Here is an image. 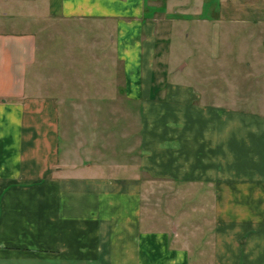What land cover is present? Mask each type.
<instances>
[{
    "label": "crops",
    "instance_id": "1",
    "mask_svg": "<svg viewBox=\"0 0 264 264\" xmlns=\"http://www.w3.org/2000/svg\"><path fill=\"white\" fill-rule=\"evenodd\" d=\"M150 1L0 0V264H189V251L195 264H264V109L235 105L249 97L233 70L264 98V0L215 6L227 104L169 80L173 17L152 18ZM56 26L110 60L85 88L103 94L58 98L37 45ZM204 194L210 243L188 237L202 233L192 203Z\"/></svg>",
    "mask_w": 264,
    "mask_h": 264
},
{
    "label": "rangeland",
    "instance_id": "2",
    "mask_svg": "<svg viewBox=\"0 0 264 264\" xmlns=\"http://www.w3.org/2000/svg\"><path fill=\"white\" fill-rule=\"evenodd\" d=\"M219 1L220 0H151V5H153L156 9L148 12L147 14H150L152 18L157 20L166 19L167 16L173 17L172 20H168L165 25L168 34L166 35L168 37V49L166 55L168 58V66L169 68L175 70L174 74L169 77V80L191 85L193 88L197 89L196 91L205 89L207 94H212L215 97L213 103L217 100V103L227 104L232 102L227 99V95L225 97V94H228L229 91L224 89H228V82L230 81L231 76L220 73L222 69H219L215 56L217 52L221 53L224 46L227 45L225 43L222 47V44L220 46V43H217V38H221L222 36V27L220 26L218 28L217 22L215 21V6ZM223 4H226L225 0H221L220 7H223ZM166 8L169 9L165 10ZM221 15H223V12H221ZM43 25H45V23H43ZM53 28L55 30H60L59 33H53L55 35H59L58 39L52 40L47 38L48 40L45 39L47 42L51 40V42L47 43L42 39L43 35L37 32V45L41 53H44L42 48L44 50L46 49L44 53L47 56L46 63L54 66L57 69V72L63 73H59L58 76V73L56 72L55 75L56 80H58V78L60 79L59 83H57L60 90L56 92L58 98L66 99L76 97L80 99L84 97H97L100 93L103 94L104 91L88 90L85 88L92 87L91 84L94 81H105V75L103 72L104 68L107 66L110 71V60L105 57L104 54H100L96 49L92 48V39L86 36L88 33H85V36L75 34L74 38L77 39H75L74 43L69 44L67 42L68 35L63 32L61 27H47L46 29L48 30V34L52 33ZM91 53L95 55V58L91 56ZM58 59L60 61H58ZM181 64L184 65L178 69V66ZM233 66L236 68L233 70L238 72L236 78L241 88L234 93L242 97H249L247 102H244L242 99L235 100V105H239L237 107L241 109H264L261 108V105L264 103V98L260 95L261 92L258 90L249 91L247 88L248 78L246 79L242 74L244 66L235 64ZM67 68H69L72 72L77 69L75 78L73 75L66 74L69 73V71L67 72ZM31 71H33V68L30 72ZM83 71L86 73L90 71V73L85 74ZM100 71L101 73H98ZM107 79L109 83H111L112 75L109 74ZM113 87H115V85H109V90L105 92L107 94L106 97L109 99L116 98V90ZM215 89H218V91H215ZM206 98H209V96L207 95ZM118 99H121V97ZM203 101L209 102L211 100L208 101L203 98ZM198 102L200 103V101H197V103ZM110 110L112 111V108L109 107V111ZM132 111L133 108L129 107L128 111L127 107L126 112L125 110L123 112V108L121 112H119V117L126 116L124 126H128L129 121H133L135 112ZM110 114L115 113L111 112ZM195 196L196 194L194 193V195L186 197V200H191ZM210 198L211 197H209V195H205L204 202L200 201L199 196L193 200L192 206H194L196 210L192 213V215L197 218H201L203 216L205 220L198 219L197 223L201 226L202 233L201 235L194 234L188 236L191 241H197L199 236L201 239L203 238V241H205V238L208 236L209 242L207 243L212 242V236L208 233L209 227L212 224L211 221L213 220V209ZM187 221L191 222L189 218ZM198 243H202V241H198ZM196 255L197 252L189 251V264H195L194 260H196ZM208 260L209 259L205 257L206 264H208Z\"/></svg>",
    "mask_w": 264,
    "mask_h": 264
}]
</instances>
